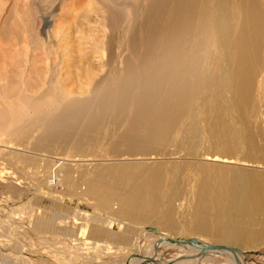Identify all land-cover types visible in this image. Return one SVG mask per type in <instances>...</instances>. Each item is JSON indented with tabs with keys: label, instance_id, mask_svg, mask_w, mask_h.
<instances>
[{
	"label": "bare ground",
	"instance_id": "bare-ground-1",
	"mask_svg": "<svg viewBox=\"0 0 264 264\" xmlns=\"http://www.w3.org/2000/svg\"><path fill=\"white\" fill-rule=\"evenodd\" d=\"M104 1L110 18L105 30L110 33L105 39L104 46L97 42L90 44L92 49L98 51L96 53L91 50L97 56L99 66L105 68V74L94 80L96 74L83 72L85 90L91 87L87 93L80 91L81 93L75 94L73 91L65 90L63 81H69L72 73L70 70L69 74L70 68L67 65L68 61H65L66 55L60 51V37L53 35L49 29L41 45L42 53L33 50L36 53L31 56L30 61L25 58L26 63L29 62L28 74L33 73L31 72L33 69H37L34 68L37 63L42 61L46 64L47 72L43 79L39 82L40 75L35 79L41 90H31L32 86L36 88L37 84L29 80L33 74L24 75L25 71H22L17 89L5 94H2L3 91L0 92V154L6 148L20 147L21 143H26L28 149L34 150L33 152H36L35 150L43 152V146L38 144V139L45 138L46 141L54 142L60 139L63 142L72 141L73 145L69 150L78 152H83L82 150L90 146L96 151L108 152V156L112 159L120 153L129 156L143 155L148 150L161 147L167 142L176 122L183 117L185 110L189 109L197 98L201 100L202 110L205 105L214 109L215 118H217L216 127L221 128V134L225 136L224 142L227 143L224 149H231L229 145L232 140L231 135L227 127L219 123V118L224 112V109L219 106V100L223 91L229 90L235 106H244L249 99L250 86L256 82L258 75L264 70V0H135L133 6L122 5L119 0ZM104 1H101L102 4ZM90 52L88 53L91 54ZM89 54L85 58L86 61H89V56H92ZM50 55L54 56V59L49 58ZM76 65L79 67L80 64ZM4 75L0 76V82L4 79ZM124 118L123 127H119L117 120ZM109 125H111L110 128ZM78 127L80 131L76 134ZM108 130L115 132L112 134ZM10 154L11 159L19 164L24 162L26 164L30 158L23 154L15 155L9 152ZM55 155L50 156V159L47 158L48 169H50L47 170L48 174L49 171L57 173L59 181L67 186L73 184L74 166L107 158L101 154L92 155L89 159L90 156L85 154L78 156L67 151ZM6 158L10 159V156ZM203 159L241 167L250 163L244 158L227 155H206ZM105 162L108 164L107 161ZM0 167L2 169V166ZM124 168L109 164L103 168V171H93L89 178L87 176L85 178L89 182V189L86 191L99 203L104 205L110 200H117L119 209L116 216L140 222L136 226L140 230V240L148 235L153 236L146 246L145 256L128 258L123 264L141 262L157 264L150 260L154 254L153 251L155 252L158 247L171 245L182 248L185 257L181 256L183 259H173L165 264H195L204 253L223 251L226 252L229 260L240 263L239 254L236 257L227 250L217 248L205 250L202 246L181 241L189 240L195 233L183 234L182 232L183 235L167 233L166 230L169 232L174 229L175 217L172 216L170 205L164 210L158 209L163 182H165L163 180L166 177L163 176V171L161 172L157 167L156 170L148 172L142 170L146 173L141 175L138 173L140 170L135 174ZM163 173L166 175L165 172ZM208 173L209 170L199 184L196 194V205L193 211V222L196 227L192 224L195 232L205 231L209 221L216 223L213 217L227 210L226 200L229 197L235 199L243 196L245 199L243 204L248 203L247 200L260 201L264 204V181L261 180L264 173L242 168L234 171L229 178L225 177L221 169H215L212 175ZM107 175L112 176L110 181L105 180ZM137 177H140L137 185L130 189L126 187L128 190L124 192H120L119 188L117 190L123 178L133 181ZM166 196L170 202L172 194L166 192ZM48 197L44 198L48 202L43 204V208L46 211L50 209L51 216H47L48 218L39 216L35 222L32 221L33 226L42 234L50 231L69 239L86 240L82 235L88 233L84 211L80 213L79 219L77 215L72 216L73 221H83L80 227L85 230L77 233L78 228L75 226L79 227L77 224L80 222L72 228L68 227L65 222L67 217H71L68 213L69 209L67 212L60 211L63 205L61 201L65 197L53 192L48 193ZM40 202L35 204L38 205ZM61 217L66 219L63 223H61L63 220L58 219ZM152 217L156 218V226L159 229L165 228L163 231L165 230L166 233L146 227L145 224ZM56 219L60 221L58 226L53 223ZM142 224L144 226H140ZM90 231L93 230L90 229ZM214 236L217 243L228 244L234 240V235L228 232L226 226L218 227ZM178 239H181L180 243ZM198 240L201 245L206 244ZM104 245L106 247L103 249L109 251V245ZM1 256L3 254L0 252Z\"/></svg>",
	"mask_w": 264,
	"mask_h": 264
},
{
	"label": "rangeland",
	"instance_id": "rangeland-1",
	"mask_svg": "<svg viewBox=\"0 0 264 264\" xmlns=\"http://www.w3.org/2000/svg\"><path fill=\"white\" fill-rule=\"evenodd\" d=\"M101 1L103 2L104 0H0V76L6 74L2 82H0V92L3 91L2 94H5L17 89L18 83H20L19 75L22 71H25L24 75L33 74L29 77L30 82H36L35 79L39 75V82L43 79L47 72L46 64L42 61L37 63L36 67H34L37 69H30L33 73L30 72L31 74H28L29 62L26 63V59L30 61L31 56L36 52L42 53L41 45L49 29L53 32V35L60 37V51L66 55L65 61H68L69 74L70 70L72 73L69 76V81H63V88L73 91L75 94L80 91L83 93L89 92L88 89L90 90L91 87L87 90L84 87L85 74L90 72L96 74L94 80L105 74V68L99 66L97 56L92 53V51H96V53L98 51L92 49L90 44L97 42V44L104 46L105 39L110 33L105 30L106 24L109 22L108 19H110L109 11L105 1L104 4ZM122 1L119 0L122 5L133 6L135 0ZM106 11H108V14ZM87 53L92 55L89 56V61L85 59L88 55ZM83 54L85 55L83 56ZM49 58L54 59V56L50 55ZM82 61L83 63H81ZM76 64H80L79 67ZM91 68L92 71L94 70L93 72ZM39 88L40 85L37 83L36 88L32 86L31 90L34 89L36 91ZM248 93L249 99L242 106L243 108L235 106L236 104L233 103L232 94L229 90L223 91V95L220 97L222 100H219V106L224 109L223 114L219 118V123L223 127H227L231 135L232 140L231 144H229L231 152L224 149L227 143L224 142L225 136L221 134V128L216 127L215 120L217 118H215L214 109L205 105L202 110L200 98H197L194 102L195 104L193 103L189 109L185 110L183 117L176 122L167 142L164 144L165 146L154 147L143 155L129 156L120 153V155L114 157V160L111 156H108V152L96 151L91 149L90 146L82 150L83 152H78L69 150L73 145L72 141L63 142L60 139L54 142L46 141L45 138L38 139V144L43 146V152L29 150L26 143H21L22 146H18V149L6 148L2 150L3 154H0V166H2V169L0 167V179L2 178L0 180V252L3 256L0 257V264H123L128 258L145 256L147 254L145 251L146 246L153 236L148 235L140 240V230L136 228L140 222L116 216L119 209L117 200L113 199L102 205L92 194L86 191L89 189V182L85 179L86 176L89 178L90 173L96 170L103 171V168H106L109 164L125 167V170H130L135 174L139 170L140 172L138 173L141 174L146 173V171L142 172V170H147L148 172L156 170L158 167L157 169L161 172H165L166 175L162 172L164 177L168 175L163 180L165 182H163L162 186V196L158 202L159 210H164L170 205L172 216L175 217H173L174 229L169 232L166 230L167 233H179L181 235L188 232L195 233L192 234V238L200 239L208 245H227L239 249L243 253V258L239 256L240 262L243 263L244 261V264H264V204L260 203V201L251 202V200H247L248 203L243 204L245 201L243 196H238L235 199L229 197L226 200L227 210L213 217L216 219V223L211 221L208 223L206 221L205 231L195 232L192 227V224L194 225L193 211L196 205L197 190L208 170V174L212 175L215 169H221L227 178L231 177L234 171L236 172L241 168L264 173V70L258 75L256 82L250 86ZM124 121L125 118L118 119L116 123L119 124V127H123ZM110 127L111 125H109ZM79 131L80 128L78 127L75 133L78 134ZM108 132L113 134L115 131L108 130ZM66 151L71 154H78V156H81L79 154H85L90 156L88 157L89 159H91L92 155L101 154L107 158L106 160L98 159L74 166L73 184L67 186L59 181L57 173L49 171L48 174L47 171L50 170L48 169L49 160L47 158L50 159V156ZM9 152L15 155L23 154L30 158L26 161V164L25 162L19 164L11 159ZM95 152L99 153L96 154ZM2 155L4 156L2 157ZM206 155H227L239 159L244 158L251 164L249 163L247 166L242 167L239 165H223L209 160L205 161L203 157ZM8 156H10V159L6 158ZM43 170H46V172ZM81 176L84 177L82 178ZM111 177L107 175L105 180L110 181ZM137 178L133 181L132 179L123 178L117 190L120 189V192H124L127 188H132L138 184L140 177ZM261 180L264 181V175ZM49 191L65 197L61 201L63 205L60 211L64 210V212H67L69 209L68 213L71 217H67V220L62 217L58 219L63 220L61 223L66 220L67 224L65 222V225L68 227L72 228L78 222L80 223L77 225L80 227L83 221H73L72 216L77 215L79 219L80 213L84 211L88 220L85 223L88 226V233L86 232V234L82 235L83 237L85 236L86 240L78 238L73 240L50 231L42 234L40 230L33 226L39 216H51L50 209L46 211L43 208V204L48 202L44 198L45 196L49 198ZM166 192L172 194L170 202ZM40 199L44 201L42 202ZM35 202H40L41 204L36 205ZM241 202L242 204H240ZM101 217L106 219V222L100 219ZM58 219L53 222L56 226L60 224ZM113 222L114 224H112ZM155 222L156 218L152 217L145 225L158 230V232H165V230L163 231L165 228L159 229ZM143 224L140 226H144ZM161 226L165 227V225ZM225 226L228 232H232L234 235V240L228 244L217 243L214 233L218 227ZM75 227L78 228L77 233H82L85 230V228ZM90 229L93 231H90ZM104 244L109 245V251L103 249V247H106ZM98 247L100 249L97 250ZM156 250L155 252L153 251L154 254L151 252L153 256L150 260L157 264H165L170 260H181L183 259L182 257H185L183 249L175 245L169 247L161 246ZM199 260L195 264H237L229 260L224 251L220 253H204ZM139 264L146 263L141 262Z\"/></svg>",
	"mask_w": 264,
	"mask_h": 264
},
{
	"label": "water",
	"instance_id": "water-1",
	"mask_svg": "<svg viewBox=\"0 0 264 264\" xmlns=\"http://www.w3.org/2000/svg\"><path fill=\"white\" fill-rule=\"evenodd\" d=\"M181 239H178V243H180L181 241L182 242H186V241H188V242H190V243H192V244H194V245H196V246H202V248H204L205 250H211V249H215V248H217V249H223V250H228V251H230L231 253H233L236 257H237V254H239V256H241L242 258H243V253L239 250V249H237V248H235V247H232V246H227V245H208V244H200L199 242H198V240L197 239H195V238H190V240H181ZM174 241V240H173ZM245 262L243 261V263H239V264H244Z\"/></svg>",
	"mask_w": 264,
	"mask_h": 264
}]
</instances>
